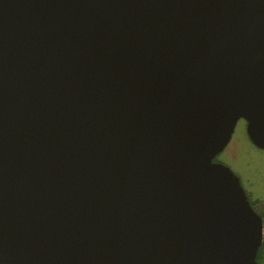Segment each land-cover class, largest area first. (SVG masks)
<instances>
[{
	"label": "water",
	"instance_id": "water-1",
	"mask_svg": "<svg viewBox=\"0 0 264 264\" xmlns=\"http://www.w3.org/2000/svg\"><path fill=\"white\" fill-rule=\"evenodd\" d=\"M240 119L264 0H0V264H259Z\"/></svg>",
	"mask_w": 264,
	"mask_h": 264
},
{
	"label": "rangeland",
	"instance_id": "rangeland-1",
	"mask_svg": "<svg viewBox=\"0 0 264 264\" xmlns=\"http://www.w3.org/2000/svg\"><path fill=\"white\" fill-rule=\"evenodd\" d=\"M214 161L227 166L239 178L248 200L257 201L255 210L264 214V149L250 143L244 120L237 121L228 144Z\"/></svg>",
	"mask_w": 264,
	"mask_h": 264
},
{
	"label": "trees",
	"instance_id": "trees-1",
	"mask_svg": "<svg viewBox=\"0 0 264 264\" xmlns=\"http://www.w3.org/2000/svg\"><path fill=\"white\" fill-rule=\"evenodd\" d=\"M214 161V160H213ZM248 198V197H247ZM250 205L252 206V208L255 210L254 206L257 203V201H249ZM256 211V210H255ZM261 219H262V225L264 228V214L261 212L256 211ZM256 260L259 264H264V231H263V236H262V241L261 244L258 248V252H257V256H256Z\"/></svg>",
	"mask_w": 264,
	"mask_h": 264
}]
</instances>
